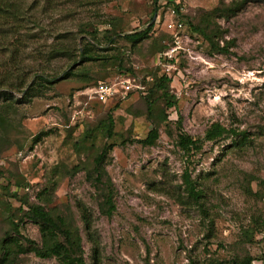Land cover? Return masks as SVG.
Masks as SVG:
<instances>
[{"label":"rangeland","instance_id":"374dc122","mask_svg":"<svg viewBox=\"0 0 264 264\" xmlns=\"http://www.w3.org/2000/svg\"><path fill=\"white\" fill-rule=\"evenodd\" d=\"M233 1L240 0H159L153 14L152 0H70L61 15L40 16L43 32L32 33L41 37L27 44L21 74L10 75L4 89L19 99L21 93L10 89L23 81L76 75L44 88L40 97L11 112L9 141L0 142V238L13 221L23 237L40 241L37 227L18 211H26L27 203L69 209L80 228L85 264H228L244 253L264 255L263 234H255L252 244L243 236L254 227V219L264 222V1L214 20L221 31L217 43L225 54L210 52L186 24L188 17L196 23L203 12ZM175 6L179 13L174 18L184 22L177 38L165 26L174 19L170 10ZM150 22L156 27L154 38L134 51L120 39L112 46L104 42L105 30L122 36L146 29ZM95 29L92 40L89 34ZM61 33L78 38V46L84 37L96 57L122 51V67L114 60L84 65L66 59L45 61L53 37ZM165 44L168 49L160 55L157 49ZM162 75L170 79V95L177 105L166 111L168 126L154 117L159 139L154 147H142L134 141L154 128L146 118L143 97L153 78ZM121 78L144 90L133 92L118 107L116 101L100 104L91 98L97 82ZM155 106L159 110L162 101ZM107 113L114 122L110 140L99 127ZM214 123L245 133L250 143L237 147L239 136L230 135L204 143L199 152L186 154L176 147L178 133L202 139ZM87 129L94 130L92 138L74 146ZM40 133L47 136L33 143ZM105 144L113 145L105 165L115 190L116 210L110 218L100 214L88 174L92 158ZM184 173L204 190L203 210L188 198ZM52 184L49 199L40 200L42 190ZM77 203L91 215L98 245L95 263ZM20 264L58 263L28 254L20 256Z\"/></svg>","mask_w":264,"mask_h":264},{"label":"trees","instance_id":"16d2710c","mask_svg":"<svg viewBox=\"0 0 264 264\" xmlns=\"http://www.w3.org/2000/svg\"><path fill=\"white\" fill-rule=\"evenodd\" d=\"M70 1V0H69ZM66 0H0V142L7 143L9 141V131L11 127V115L19 104H30L32 100L42 95V90L58 83L61 80L74 76V72H67L61 78L54 77L46 79L42 76H35V79L27 84L26 81L20 83L19 87L10 89L14 92L21 93V98L16 99L6 91V84L10 79V75L18 76V69L23 60L24 51L27 44L36 42L41 36L32 33L33 30L43 32L41 15L58 16L64 13L65 4L69 3ZM153 1V14L158 11L157 3L159 0ZM264 0H240L233 1L229 4H223L214 8L210 12H203L196 23L189 17L186 20L188 31L195 33L202 38L203 42L208 46L210 52L225 54L226 50L221 48L217 40L221 37L220 28L214 23L218 17L226 18L235 16L246 4L250 2H263ZM85 2V0H84ZM87 2V1H86ZM176 13H179V7L173 8ZM183 22V21H182ZM184 24V22H183ZM156 27L154 22L143 30L134 31L132 33L119 35L115 31H103V39L107 45H114L116 39L122 40L128 45L131 51H134L143 43L154 38ZM81 31V34H85ZM97 35L95 29L89 37L94 40ZM78 37V36H77ZM54 42L50 46V50L45 56V61H54L58 59H66L69 62L84 65L96 61L114 60L118 67H122L123 52L117 50L116 55L96 57L92 46L85 41L84 37L80 40L78 46V38L72 37L68 33L56 34ZM112 48V47H110ZM167 45H159L158 53L160 55L167 51ZM113 49H103L102 52H107ZM41 51V50H39ZM43 54V53H41ZM39 54V55H41ZM40 58L38 55H36ZM19 73V74H18ZM76 75V74H75ZM23 77V75H22ZM170 79L165 75L155 76L151 86L147 91L148 95L144 98L146 118L151 120L154 128H152L144 139L135 140L134 143L140 144L142 147H154L159 139L158 126L153 122L154 117L158 116V123L167 122L166 111L176 107L175 98L170 95ZM102 83L101 81L97 82ZM108 83V82H107ZM132 94V93H131ZM157 95L156 99H152L153 95ZM162 101V107L158 110L156 102ZM121 100H116L115 107H118ZM102 104V103H100ZM105 104V103H104ZM181 120L176 124L180 126ZM100 132L104 134L107 140L114 136V122L109 113L106 118L99 123ZM93 130V129H92ZM92 130H86L83 137L75 141L74 146H80L83 142H87L92 138ZM94 131V130H93ZM180 131V129H179ZM230 135L239 136V141L235 146L242 147L245 143H250L245 133H238L233 129H226L219 123L212 124L204 133L202 139H192L188 135L178 133L175 145L186 153L199 152L206 142H215ZM47 136V133L38 134L33 143L40 141L41 137ZM92 146V145H91ZM112 144H105L101 151L92 158V171L89 174L91 182L98 194V210L100 214L106 218H110L116 210L115 205V190L113 184L107 175L105 165L108 154L112 151ZM183 185L189 199H191L200 210H203L202 199L205 192L198 186V182L192 180L189 174H183ZM54 184L49 189H43L40 194V200L49 199ZM7 190V189H6ZM42 197V199H41ZM26 211L21 208V212L25 220L34 224L40 236V241L35 242L20 234V225L13 221L10 222L11 229L4 233L0 238V264H20V256L33 254L39 259H55L58 264H85L84 251L82 247V237L80 228L74 223L69 209L59 211L57 208L47 209L41 205L27 204ZM76 209L79 213V219L82 224V230L86 235L88 242L91 244L94 263L98 257V245L93 239L92 229L93 223L91 215L87 208L82 203L76 204ZM204 213V212H203ZM254 227L244 231V240L246 243H255V234H263L264 240V222L259 219H254ZM259 242V241H257ZM228 264H264V255L260 258H254L249 253H244L240 257H235Z\"/></svg>","mask_w":264,"mask_h":264},{"label":"built area","instance_id":"2783aa9c","mask_svg":"<svg viewBox=\"0 0 264 264\" xmlns=\"http://www.w3.org/2000/svg\"><path fill=\"white\" fill-rule=\"evenodd\" d=\"M171 17H176V11L170 10ZM167 31L177 38L183 32L184 24L182 20L174 18L165 24ZM177 45V42H174ZM176 48V46H175ZM196 59V58H195ZM142 86H134L130 79L121 78L108 83H98L91 89V98L98 103H108L116 100H125L133 92H142Z\"/></svg>","mask_w":264,"mask_h":264}]
</instances>
